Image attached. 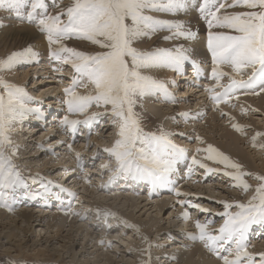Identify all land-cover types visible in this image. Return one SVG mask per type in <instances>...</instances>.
Here are the masks:
<instances>
[{"label": "rangeland", "instance_id": "1", "mask_svg": "<svg viewBox=\"0 0 264 264\" xmlns=\"http://www.w3.org/2000/svg\"><path fill=\"white\" fill-rule=\"evenodd\" d=\"M199 2L201 0H186V6L190 8ZM67 3L69 5L70 1ZM194 8L196 11L194 16L197 17L194 19L202 27L199 23L200 17L196 15L199 7ZM23 11L26 13L27 6ZM48 11L55 13L51 9ZM0 12L2 16L10 13L4 9H0ZM11 13L16 22L34 27L37 34L46 39L45 34L36 25H32L34 23L26 19H18L15 13ZM158 13L160 12L153 11L148 14L156 17ZM164 29L170 32L166 28H161L155 33ZM203 33H196L195 37L201 34L207 35V32ZM202 36L198 40L200 44L202 41H207V38L202 40ZM68 40L72 42L69 48L77 50L86 43L85 40L77 38ZM93 47L89 46L87 52L94 50ZM205 47L208 49L207 45ZM205 47L203 45L204 49ZM45 53L48 55L37 56L36 60L0 72L6 81L24 88L27 94L34 98L28 101L29 107L41 110L39 118L37 114L29 113L24 119L15 122L9 133L16 153L12 158L13 163L23 177L24 183L15 189H0V264H137L141 259L143 264H212L210 259L218 261L219 257L214 258L210 255L215 254L214 252L208 251L203 242L191 239L190 235L195 233L196 220L202 223L211 221L208 228L211 234L218 235V229L224 223V217L219 214L225 211L224 205L219 201L228 202L232 205L228 211L236 212L239 209L235 206V202L246 203L254 194V188L259 183L255 176L259 175L264 154L262 100H255L254 91L251 90L239 99V93L237 97L233 94L231 98L235 96L238 100L249 98L248 100L252 101L248 105L250 107L257 102V106L262 107L258 112L248 113L244 109L245 103L238 101L239 107L235 104V97L232 100L228 99L226 103L216 104L212 101L210 95L213 93H210L208 88H210L209 84L213 86L214 81H209L211 83L207 87L199 84L203 80L206 83V77L196 76L194 79L182 80L185 86H179L181 82L178 83L176 80L177 74L184 72L193 62L199 70L207 72L210 69L208 72L211 73L212 58L193 59L194 56H190V60L185 61L178 70L167 66L165 74L157 79L164 82L168 92L175 97V102L166 98L160 90L139 97L138 102L141 113L149 111L150 115L159 116L157 122H155L157 118H154L153 124L142 125V127L146 126L143 127L144 131L159 134L163 130L171 133L169 139L186 149V159L177 163L176 170L170 176V179L175 181L174 186L163 189L157 187L150 194L151 185L147 181L140 185L136 182L141 180H133L129 177L128 179L133 181L130 186L133 184L137 186L133 190L123 187L120 182L122 178L119 177L108 183V188H101V185L108 182L109 176L112 175L109 170L101 168V165L107 163L110 167L114 166V158L104 149L111 147L117 138V125L114 123L116 118L110 114V110L93 105L89 109V114L94 111L100 115L91 127L80 124L75 134L62 127L60 121L65 116L70 119H84L79 113H69L64 103L66 99L64 89L72 83L74 70L70 64L52 59L49 50ZM45 59H49L50 64L45 65L44 68L40 65H44ZM230 71L232 72V69ZM242 73L250 75L251 69ZM222 80L225 81V85L229 82L227 76L221 77ZM83 81V84L81 82L75 89L81 94L89 92L87 89L92 88L87 80ZM215 89L219 88H214L213 92H217ZM0 93H3V88H0ZM181 113H188L187 118L180 115ZM50 117L51 119L56 117L58 120L49 122ZM107 123H110V126L106 125ZM234 124L243 126L242 130H237L233 127ZM31 126L37 129L32 132ZM27 128L30 129L27 132L32 130L31 133L22 132V129L27 130ZM253 136L256 137V146L253 144ZM211 143L216 145L215 149L218 145L233 146L245 156L242 157V162H234L240 164L245 172L253 174L246 177L252 188L244 191L232 186L234 182L224 175L225 171L232 169H225L224 165L207 158L208 153L204 150ZM69 144L72 146L71 150ZM77 153L80 154L82 166L77 164ZM192 155L208 167L221 171L209 173L207 177L203 174L205 170L201 172L199 170L202 168L192 167L193 175H188L187 170ZM49 181L52 183L49 184ZM42 184L47 185V191L41 187ZM173 188L179 189L181 193L186 192L187 195L177 196ZM70 193L75 195L72 196ZM5 201L11 206V210L4 206ZM180 201H190L191 204H198L208 211L202 212L189 204H181ZM163 202H166L165 205H162ZM135 203H137L136 208ZM23 211L25 215L29 213L32 218L27 220V217L21 214ZM105 211L115 215L105 216ZM184 212L188 213L187 219L182 215ZM54 216L58 217L60 227L55 226L57 219H54ZM34 219L36 221H33ZM182 228L186 229V232L179 230ZM258 228L257 224L249 228L250 234L246 241L249 252L256 246L258 239H252L254 236L252 232ZM263 242L262 238L257 242V247L260 249L264 247ZM197 245L202 248L200 251H204V254L193 256L192 250L197 248ZM221 254L228 255V252L221 250Z\"/></svg>", "mask_w": 264, "mask_h": 264}, {"label": "snow or ice", "instance_id": "2", "mask_svg": "<svg viewBox=\"0 0 264 264\" xmlns=\"http://www.w3.org/2000/svg\"><path fill=\"white\" fill-rule=\"evenodd\" d=\"M52 4L59 9L55 13L48 11V0H0V9L15 13L18 19L35 23L45 34L50 57L70 64L73 68L72 83L64 89V103L69 113H79L84 119L65 116L60 121L62 127L73 134L80 124L91 127L100 115L96 112L89 114L93 105L110 110V114L116 118L117 138L111 147L104 149L114 158V166L110 167L107 163L101 165V168L112 173L101 188L120 174L125 178L147 181L151 185L150 194L157 187L174 186L175 181L170 176L176 170L177 163L186 159V149L169 139L171 133L163 130L159 134L144 131L141 118L134 109L139 97L153 94L157 90L175 102V97L168 92L164 82L144 75L141 69L168 66L178 70L185 61L190 60L189 50L179 45L174 49L145 51L134 47V44L140 38L165 27L171 33L164 37L166 40L174 37L194 38L196 33L185 29L183 21L161 20L148 14L153 11H180L186 7V0H70L67 7H60L56 0H52ZM25 6L26 13L23 11ZM235 7H243L248 11H227ZM199 12L207 24V47L213 64L211 77L215 80V85L208 88V91L213 93L216 87L223 89L212 94L211 99L219 104L222 99L227 102L234 93L241 90L254 91L259 87L264 91V0H202ZM70 38L88 41L98 46L100 51L84 52L69 48L64 41ZM37 55L31 45L12 51L0 59V72L29 63ZM193 64L196 66L195 62ZM223 64L230 65L232 72L222 71L220 65ZM247 69H251V74L247 79L241 78V73ZM224 76L229 78L226 85L221 84V77ZM83 80L92 86L91 91L85 94L75 91ZM0 88H3V93H0V189L6 190L15 189L24 183L12 159L16 154L9 135L12 125L29 113H35L39 118L41 110L29 107L28 101L34 98L24 88L6 81L2 75ZM180 115L187 118L188 113ZM233 127L237 130L243 128L235 124ZM255 139L253 136L254 146ZM68 147L72 149L71 144ZM204 151H207L208 159L224 165L225 169H232L225 171L224 175L231 178L233 187L244 191L252 188L246 177L253 174L245 172L240 164L211 145ZM77 164L82 166L79 153ZM197 164L207 172L221 171L209 168L193 156L188 165L189 175L193 165ZM255 179L259 183L249 200L246 203L235 202L238 211H228L232 205L219 201L225 211L219 214L224 217V223L218 229V235L209 231L208 224L211 221H195L197 232L191 234L190 238L203 242L206 248L223 260V264H264V252L253 254L248 251L246 243L250 226L264 222V175H256ZM41 187L48 190L46 184ZM173 190L177 196L187 195L179 189ZM180 203L189 204L202 212L208 211L190 201ZM4 206L11 210L6 201ZM104 215L115 214L105 211ZM182 215L188 218L187 212ZM221 250L228 252V255H222Z\"/></svg>", "mask_w": 264, "mask_h": 264}, {"label": "bare ground", "instance_id": "3", "mask_svg": "<svg viewBox=\"0 0 264 264\" xmlns=\"http://www.w3.org/2000/svg\"><path fill=\"white\" fill-rule=\"evenodd\" d=\"M70 0H68L67 2H69ZM65 2V0L62 2V0H56V3L60 5V7H65L66 5H68V3ZM231 2V0L229 1ZM48 3H49V7H48V10L51 9L52 12H56L58 11L59 9L56 8L53 4H52V0H48ZM67 3V4H66ZM202 3V0L201 2L199 3H195L194 6H190V8H187V6L180 10V11H177V12H160L156 15V17H160L161 20H176V21H183L184 22V28L185 29H190L191 31L193 32H196V33H203V32H207L208 29H207V24L206 22L201 18V14H196L198 16V18L200 17V20L201 22L199 21L200 24H202V27L200 25H198L197 21L194 19V18H197L194 16L195 14V8L194 7H199L200 8V5ZM187 4V3H186ZM190 4V3H189ZM191 5V4H190ZM198 8V9H199ZM227 11L229 12H234V11H240V12H243V11H247L246 8H243V7H235V8H230V9H227ZM4 12V11H3ZM7 12V11H6ZM155 12V11H154ZM155 14V13H154ZM13 14L10 12V13H7L6 15L3 14V16L1 15V12H0V59L2 58H5L9 53H11L12 51H19V50H22L23 48L31 45L33 50L38 54L37 56H45V52L47 50H49V44H48V41L47 39H43L41 38V35L37 34V30L35 31V28L34 27H31L29 25H25L24 23L20 24L18 22H16V19L13 18L12 16ZM16 16V15H15ZM18 21V19H17ZM24 24V25H23ZM29 24V23H28ZM32 25H36L35 23L32 24ZM166 28V27H165ZM168 29V28H166ZM169 30V29H168ZM218 30V29H217ZM39 31V30H38ZM165 31V29H164ZM164 31H161V32H157V33H153L151 34L150 36H145V37H142L140 38L138 41L135 42L134 44V47L138 48V49H141V50H145V51H154L155 48H160V47H164L166 49V47L168 49H174L176 46H179V45H182L184 48L188 49L189 50V56H194L193 59L195 57H198L199 59H211V53L209 52L208 49H206V45H207V41H202V44H200V42L198 41L200 39V36H202V34L199 36V37H194V38H191V39H188V38H185V37H174L173 39H164L165 36H169L171 33L170 32H164ZM204 34V33H203ZM204 36V35H203ZM201 37L202 40H204V38L206 39L207 38V35H205L204 37ZM75 42V41H74ZM78 42V41H77ZM68 47L72 44L71 40H67L66 42H64ZM94 46L92 51L90 52H96V51H100L99 47L96 46V45H93L91 44L90 42L86 41L85 45H81L80 46V49L79 51H84V52H87V49L89 48V46ZM203 45L205 47V49L203 48ZM48 55V54H46ZM49 58V57H47ZM50 59V58H49ZM49 59H45L46 61L43 63L44 65H40L41 67H46L45 65L47 64H50L49 62ZM53 59V58H52ZM36 60V58L34 59ZM212 60V59H211ZM196 63H197V60H195ZM193 62V61H192ZM62 64V63H61ZM196 65V64H195ZM56 66V65H55ZM54 66V67H55ZM213 66V65H212ZM228 64H225L224 66L220 65V69L224 72H231L230 68H228ZM57 67V66H56ZM167 66H158V67H153V68H147V69H141V72L144 74V75H147V76H151L153 78H160L162 75L165 74V68ZM211 67V66H210ZM33 68V67H32ZM171 68V67H170ZM197 65L194 66V64H191V66L189 67H186L185 71L184 72H180L177 74L176 76V80L178 81V83H180L182 80H187V79H194L196 76H203V77H206L207 78V82L205 83V81H201L199 84L202 86V85H205L206 87L208 86L209 83H211L212 81H214V84L212 85H215V80L210 77L211 76V73L208 72L210 71V69L207 67V72L204 70H199V73L197 72ZM43 69V68H42ZM167 69V68H166ZM169 69V68H168ZM212 69V68H211ZM249 70V69H248ZM13 71V70H12ZM69 71V70H68ZM46 72V71H45ZM248 72V71H246ZM241 78H247L249 76V74H245V73H241ZM11 75V74H10ZM244 75V76H243ZM6 76V75H5ZM8 78V77H7ZM205 78V79H206ZM164 79V78H163ZM158 80V79H157ZM229 80V78H228ZM164 81H166L164 79ZM211 81V82H209ZM22 82V81H21ZM84 81H82V84H83ZM86 82V80H85ZM188 82V81H187ZM222 83L221 84H224V80L221 81ZM69 83V81H68ZM198 83V82H197ZM228 83V82H227ZM183 82H181V84L179 86H185V84H183ZM16 85V84H15ZM168 85V84H167ZM199 85V86H200ZM225 85V84H224ZM90 86V85H88ZM200 86V87H201ZM209 86L211 87V85L209 84ZM197 87V86H196ZM219 89H215L217 92H213L214 93H219L221 92L223 89L218 87ZM174 89V88H173ZM192 89V88H191ZM88 91H90L89 89H87ZM86 90V91H87ZM203 90H205V88H203ZM202 90V91H203ZM58 92V91H57ZM201 92V91H200ZM250 90H241L239 92H236L234 93V95L237 97L238 93H239V97H244L245 94L249 93ZM86 93V92H85ZM199 93V92H198ZM243 95H242V94ZM84 94V93H83ZM210 93H208L209 95ZM254 94H255V100L257 99H261L263 104H264V91H261L259 87H257L255 90H254ZM259 95V96H257ZM202 96V95H201ZM207 96V95H206ZM234 96V97H235ZM211 97V95H210ZM209 97V98H210ZM233 97V98H234ZM235 97V101L238 105V101L239 103L240 102H243L245 103V106L242 104V106H244V109L249 113L250 112H253V111H260V109H262V107L260 106H257V103L255 105H253V107H250L248 105L251 104L250 100H248L249 98H244V99H240L238 100L237 98ZM233 98H230L229 100H232ZM211 99V98H210ZM204 100V99H203ZM212 100V99H211ZM228 100V101H229ZM139 101V98L137 99V102ZM148 101V100H147ZM213 101V100H212ZM54 102V101H53ZM215 102V101H214ZM221 102L223 103H226L224 101V99L221 100ZM220 102V103H221ZM231 102V101H230ZM147 103V102H146ZM145 103V104H146ZM216 103V102H215ZM250 103V104H249ZM51 104V103H50ZM137 105H135V111L139 114L140 118H141V124L144 125V124H148V123H154L155 119L154 118H157L155 122H157L159 120V116L158 117H154L153 114L150 115V112L147 111L146 112H142L141 113V109H140V103H136ZM142 104V103H141ZM217 104V103H216ZM29 105V104H28ZM149 105V104H148ZM31 106V105H30ZM147 107V105H145ZM224 106V105H222ZM227 106V105H226ZM230 106V105H229ZM45 107V106H44ZM212 107H214V105H212ZM219 107V106H217ZM239 107V105H238ZM34 108V107H33ZM220 108V107H219ZM213 109V108H211ZM147 110V109H146ZM94 112V111H93ZM149 112V113H148ZM198 117V115H196ZM194 118V117H193ZM58 120V118H52L50 117L49 119V122H53V121H56ZM192 120V119H191ZM46 121V120H45ZM100 122V121H99ZM105 123V122H104ZM42 124H44V122H42ZM156 124V123H155ZM27 125V124H26ZM106 125L110 126V123H107ZM151 125V124H150ZM105 126V125H104ZM27 127V126H26ZM32 127V128H31ZM30 129H33L32 132H34L37 127L35 126H31ZM143 127H146V126H143ZM29 128H27V130L25 129H22L23 133L27 132ZM29 129V130H30ZM146 130V129H145ZM30 132H27V133H31ZM22 135H25V134H22ZM21 135V136H22ZM29 135V134H28ZM196 136V135H195ZM30 137V135L28 136ZM231 139H234L232 136H230ZM85 141V140H84ZM99 141V140H98ZM174 141V140H173ZM19 142V141H18ZM99 144V143H98ZM78 145V144H77ZM178 145V144H177ZM210 145V144H209ZM211 146L212 147H216V145H213L211 143ZM77 147V146H76ZM63 148V147H62ZM194 148V147H193ZM82 150V149H81ZM99 150V149H98ZM192 150V149H191ZM217 150L221 153H223L224 155L228 156L232 161H236V162H242V157L245 158L244 155H242L237 149H235L233 146H228V147H224L222 145H218L217 147ZM94 151V150H93ZM192 153V152H191ZM32 155V154H31ZM30 155V156H31ZM34 156V155H32ZM193 156V155H192ZM104 158H105V155H104ZM107 158V157H106ZM259 159V158H258ZM107 160V159H106ZM201 163H203L202 161H200ZM205 164V163H203ZM208 166V165H207ZM55 167V166H54ZM249 167V166H248ZM196 169V168H201L198 164L197 165H194L193 166V169ZM210 168V167H209ZM250 168V167H249ZM46 169V168H45ZM206 171L204 172L203 174L206 175L208 177V174L210 173H214V172H208L207 173V170L205 168H202V170L200 169L199 171ZM256 170V169H255ZM27 171V170H26ZM246 171V170H245ZM42 172V171H41ZM199 174V173H198ZM201 174V173H200ZM257 174V173H256ZM122 175V176H120ZM120 175H115L114 178H119L121 177L122 180L120 181L121 182V185L123 187H129V188H136L137 186H135L136 184H133L132 186H130V183L133 182V181H130L128 178H125V176L123 174H120ZM189 175V174H188ZM191 175H193L191 173ZM259 175H264V154H263V160L261 162V165L259 167ZM114 178L112 179V181L114 180ZM111 181V182H112ZM142 182H146V181H138L136 183L142 185ZM183 182V181H181ZM181 185V184H180ZM107 188L109 187L108 186V183H107ZM105 187V188H106ZM204 187V186H203ZM159 189H163L165 187H158ZM167 188V187H166ZM186 190V189H185ZM84 192V191H83ZM88 193V192H87ZM186 193V192H185ZM9 194V193H8ZM10 195V194H9ZM246 195V194H245ZM102 196V195H101ZM117 196V195H116ZM119 196V194H118ZM117 196V198H118ZM209 195H207L208 197ZM129 197V196H128ZM127 197V198H128ZM107 198V196H106ZM116 199V197H114ZM131 198V197H130ZM129 198V199H130ZM172 198V197H171ZM104 199V198H103ZM85 200V199H84ZM119 200V199H118ZM131 200H133L131 198ZM130 200V201H131ZM135 200V199H134ZM143 200V199H142ZM248 200V199H247ZM107 201V200H106ZM154 201V200H153ZM152 201V202H153ZM172 202V201H171ZM59 203V202H58ZM138 203V202H137ZM137 203H135V208L137 207ZM166 202H163L162 205H165ZM175 203V202H174ZM107 204V203H106ZM134 204V202H133ZM140 204V203H138ZM148 204V203H147ZM150 204V203H149ZM55 204H52V206H54ZM60 205V203H59ZM102 205V204H101ZM145 206V205H144ZM149 206V205H148ZM159 206V205H157ZM161 206V205H160ZM53 208V207H52ZM134 208V209H135ZM160 208V207H159ZM47 209V208H46ZM237 209V208H235ZM144 211V210H143ZM185 211V210H184ZM234 211V210H233ZM19 212V211H18ZM135 212V211H134ZM15 213V212H14ZM23 213V214H22ZM25 212H21V214L23 216H26L27 217V220H29L30 218H32L31 215H29V213L27 215L24 214ZM3 214V213H2ZM19 215V213H17ZM60 214V213H59ZM42 215V214H41ZM1 216V215H0ZM3 216V215H2ZM15 216L17 217V215L15 214ZM131 217V215H129ZM21 217V216H20ZM57 219L56 220V227H60V223H59V219L58 217L54 216V219ZM150 219V218H149ZM33 221H36V219H34ZM25 222V221H24ZM71 223V222H70ZM81 223V222H80ZM134 223V222H133ZM136 223V222H135ZM192 223V222H191ZM193 224V223H192ZM221 224V223H220ZM257 224V228L258 230H255L254 232H252V234H254L253 236V240H257L256 241V246L253 247V250H251V253L253 254H256V253H260V252H264V247H262L260 249V247H257V242H260V240H262V238L264 239V222H257L255 223ZM75 225V224H74ZM254 225V224H253ZM125 226V225H124ZM131 226H134L133 224H131ZM187 226V225H186ZM83 227V226H82ZM192 228V227H191ZM218 228V227H217ZM256 228V227H255ZM27 229V228H26ZM123 230V228H121ZM176 229V228H175ZM190 229V228H189ZM210 229V228H208ZM214 229V228H212ZM216 229V228H215ZM79 230V229H78ZM180 231H184L186 232V229H179ZM210 231V230H209ZM212 231V230H211ZM197 232V229L195 230V233ZM219 234V233H218ZM249 232L247 233V239L249 238ZM91 238V237H90ZM196 241H198L199 239H195ZM200 241V240H199ZM247 241V240H246ZM255 242V241H254ZM197 243V242H196ZM264 243V242H263ZM194 244V243H193ZM200 245V243H199ZM198 246V245H197ZM199 247V246H198ZM193 248L192 252H193V256H196L199 254H204V251L201 252L202 248ZM203 247V246H202ZM208 251H210L208 248H206ZM248 249V248H247ZM201 250V251H200ZM104 252V251H103ZM212 252V251H211ZM40 253V252H39ZM212 257L214 258H218V256L216 254H210ZM17 256V255H16ZM37 256V255H36ZM209 257V256H208ZM211 258V257H209ZM257 260L259 259V257H256ZM210 261L212 262V264H223V260L221 261L220 259L217 260H214V259H210ZM142 259L141 261H138L137 264H142ZM46 263V262H45Z\"/></svg>", "mask_w": 264, "mask_h": 264}]
</instances>
